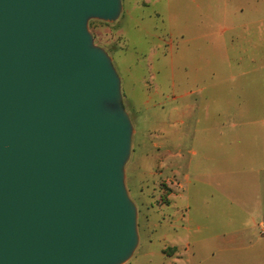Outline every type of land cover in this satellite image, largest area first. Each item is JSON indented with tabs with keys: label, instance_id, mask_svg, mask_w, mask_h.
Listing matches in <instances>:
<instances>
[{
	"label": "rangeland",
	"instance_id": "rangeland-1",
	"mask_svg": "<svg viewBox=\"0 0 264 264\" xmlns=\"http://www.w3.org/2000/svg\"><path fill=\"white\" fill-rule=\"evenodd\" d=\"M122 6L89 30L134 126L127 264H264V0Z\"/></svg>",
	"mask_w": 264,
	"mask_h": 264
},
{
	"label": "water",
	"instance_id": "water-1",
	"mask_svg": "<svg viewBox=\"0 0 264 264\" xmlns=\"http://www.w3.org/2000/svg\"><path fill=\"white\" fill-rule=\"evenodd\" d=\"M122 0H0V264H127L134 126L91 21Z\"/></svg>",
	"mask_w": 264,
	"mask_h": 264
},
{
	"label": "crops",
	"instance_id": "crops-1",
	"mask_svg": "<svg viewBox=\"0 0 264 264\" xmlns=\"http://www.w3.org/2000/svg\"><path fill=\"white\" fill-rule=\"evenodd\" d=\"M192 1H194V0H192ZM259 5H257V7H256V10H259ZM244 10V9H243ZM242 10V11H243ZM236 14V13H235ZM260 22V21H259ZM249 25V24H248ZM247 25V26H248ZM237 28H240V27H238V26H236ZM243 27H246V26H243ZM231 243L232 242H234V241H230ZM216 246L218 247V250L220 251V252H227V251H231V248H229V245H226V243H221L220 242V246H218L217 244H216Z\"/></svg>",
	"mask_w": 264,
	"mask_h": 264
}]
</instances>
